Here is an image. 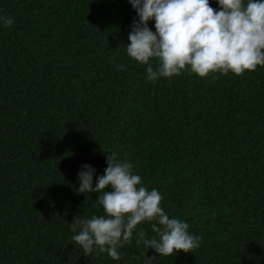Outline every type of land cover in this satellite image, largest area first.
Instances as JSON below:
<instances>
[{
	"label": "trees",
	"instance_id": "trees-1",
	"mask_svg": "<svg viewBox=\"0 0 264 264\" xmlns=\"http://www.w3.org/2000/svg\"><path fill=\"white\" fill-rule=\"evenodd\" d=\"M0 15V264H264V66L147 81L128 0H0ZM109 150L199 247L159 256L134 232L113 260L71 242L74 216L103 214L77 171L103 174Z\"/></svg>",
	"mask_w": 264,
	"mask_h": 264
},
{
	"label": "clouds",
	"instance_id": "clouds-1",
	"mask_svg": "<svg viewBox=\"0 0 264 264\" xmlns=\"http://www.w3.org/2000/svg\"><path fill=\"white\" fill-rule=\"evenodd\" d=\"M128 2L135 16L125 52L146 65L147 81L179 75L186 67L204 77L210 72L241 74L264 66V0H216L215 9L209 0ZM150 20L154 21L152 27ZM13 22L11 16L0 15V25L7 27ZM152 58L156 60L155 69ZM124 67L122 63L115 64L116 70ZM105 160L103 174H96L90 163L82 164L77 171L73 192L97 193L96 204L102 207L103 214L73 217L69 227L75 246L85 254L106 252L111 259L118 260V249L135 232L136 244L145 252L151 247L159 256L199 247L201 237L188 231L186 221L170 218L164 212L161 194L142 184L130 161L111 150ZM143 221H155L151 223L155 237L145 238L144 230L136 229Z\"/></svg>",
	"mask_w": 264,
	"mask_h": 264
}]
</instances>
